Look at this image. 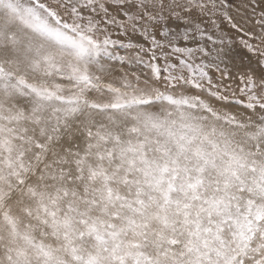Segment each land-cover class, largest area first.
Listing matches in <instances>:
<instances>
[{"label": "snow or ice", "instance_id": "snow-or-ice-1", "mask_svg": "<svg viewBox=\"0 0 264 264\" xmlns=\"http://www.w3.org/2000/svg\"><path fill=\"white\" fill-rule=\"evenodd\" d=\"M0 264H264V0H0Z\"/></svg>", "mask_w": 264, "mask_h": 264}]
</instances>
